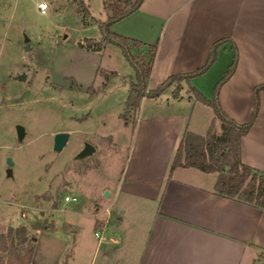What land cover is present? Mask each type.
Masks as SVG:
<instances>
[{"label": "crops", "instance_id": "0c3cea01", "mask_svg": "<svg viewBox=\"0 0 264 264\" xmlns=\"http://www.w3.org/2000/svg\"><path fill=\"white\" fill-rule=\"evenodd\" d=\"M110 31L157 45L149 88L172 74L199 68L213 42L229 40L217 48L204 73L172 83L159 96L143 97L136 108L118 201L115 208L105 209L108 226L99 244L110 255L108 264H264V209L217 195L215 172L192 167L170 171L185 131L203 135L218 124L211 108L195 100L189 87L211 96L231 62L230 41L237 60L218 89L217 101L236 123L249 119L252 88L264 83V0H142L135 11L113 22ZM101 36L91 39L100 41ZM109 45L90 52L81 48L97 56L95 74L109 55ZM239 148L242 163L264 172V90Z\"/></svg>", "mask_w": 264, "mask_h": 264}, {"label": "rangeland", "instance_id": "374dc122", "mask_svg": "<svg viewBox=\"0 0 264 264\" xmlns=\"http://www.w3.org/2000/svg\"><path fill=\"white\" fill-rule=\"evenodd\" d=\"M41 1L45 15L37 10ZM103 2L0 0V235L12 228L11 249L20 256L31 250L29 264L111 260L94 230L118 201L137 110L126 102L135 75L119 48L108 46L96 74L97 56L81 49L97 51L85 40L101 36ZM21 74L24 80L16 78ZM16 124L25 128L21 141ZM210 129L219 134V123ZM57 132L69 133L60 152L53 150ZM84 142L96 150L79 159ZM66 195L78 201L65 202ZM0 261L8 262V251H0Z\"/></svg>", "mask_w": 264, "mask_h": 264}, {"label": "trees", "instance_id": "16d2710c", "mask_svg": "<svg viewBox=\"0 0 264 264\" xmlns=\"http://www.w3.org/2000/svg\"><path fill=\"white\" fill-rule=\"evenodd\" d=\"M142 0H104V9L107 16L104 21L99 22L98 27L101 32V40L95 41L91 38L86 39L87 48L101 49V42L111 44L119 48L123 57L134 70L135 80L130 84V93L126 102L129 107H138L143 97L153 98L162 94L172 83L181 80L188 82L189 78L199 76L204 73L214 62L217 48L227 38H221L210 45L207 59L199 68L186 73L172 74L155 88H149L148 82L154 63L157 45L147 44L136 39L110 31L113 22L124 18L135 11ZM123 5V6H121ZM121 6V7H120ZM232 59L230 64L223 71L222 75L215 82L212 94L205 98L195 88L189 87V92L194 99L208 105L214 117L218 120L220 133L215 134L210 126L203 135H198L185 131L179 139L170 171L176 167H192L202 172H215L216 178L213 184L214 192L222 197L235 199L256 208L264 209V172L254 169L240 161V138L245 135L259 109V93L264 90V83L257 84L252 88V110L249 119L244 123H236L226 117L218 104L217 93L220 85L231 75L237 60V50L233 42L230 41ZM13 229H8L6 234L0 235V251H8V262L0 264H29L32 251L25 255L17 254L16 249H11L15 239L12 237ZM15 235L23 242L24 229H15ZM11 246L8 247V242Z\"/></svg>", "mask_w": 264, "mask_h": 264}, {"label": "water", "instance_id": "95a60500", "mask_svg": "<svg viewBox=\"0 0 264 264\" xmlns=\"http://www.w3.org/2000/svg\"><path fill=\"white\" fill-rule=\"evenodd\" d=\"M25 41L27 42L28 39L26 38ZM24 49L25 50L29 49L28 42L26 43ZM16 78L20 79V80H24L25 75L24 74L17 75ZM15 128H16L17 139H18V141H21L25 136V128L21 124H16ZM68 139H69V133L68 132H57V133H55L53 136V150L56 152H60L64 148V146L66 145ZM95 150H96L95 147L91 143L84 142L83 148L79 151V153L76 155V157L79 159L85 158V157L93 154L95 152ZM5 162L7 165V168L5 170L6 176L12 177V172H13L12 167L14 165V161L10 156H8V157H6ZM105 195H108V192H105Z\"/></svg>", "mask_w": 264, "mask_h": 264}, {"label": "built area", "instance_id": "2783aa9c", "mask_svg": "<svg viewBox=\"0 0 264 264\" xmlns=\"http://www.w3.org/2000/svg\"><path fill=\"white\" fill-rule=\"evenodd\" d=\"M42 5H43V7H42ZM46 9H47V3L45 1H41L37 4V10L40 11L41 13H46ZM64 201L65 202H77L78 199L76 196L66 195L64 197ZM104 230H105V224L104 223H98L96 225V228L94 230V235H95V237L98 238V240H100L102 238Z\"/></svg>", "mask_w": 264, "mask_h": 264}, {"label": "bare ground", "instance_id": "6f19581e", "mask_svg": "<svg viewBox=\"0 0 264 264\" xmlns=\"http://www.w3.org/2000/svg\"><path fill=\"white\" fill-rule=\"evenodd\" d=\"M39 12H40V11H39ZM40 14H41V15H45L46 13H41V12H40Z\"/></svg>", "mask_w": 264, "mask_h": 264}, {"label": "clouds", "instance_id": "9594fccd", "mask_svg": "<svg viewBox=\"0 0 264 264\" xmlns=\"http://www.w3.org/2000/svg\"><path fill=\"white\" fill-rule=\"evenodd\" d=\"M42 7H43V5H42Z\"/></svg>", "mask_w": 264, "mask_h": 264}]
</instances>
